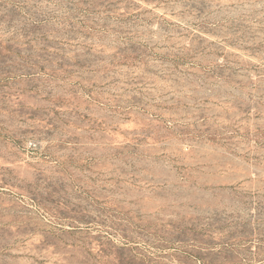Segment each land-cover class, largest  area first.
<instances>
[{
	"label": "rangeland",
	"instance_id": "obj_1",
	"mask_svg": "<svg viewBox=\"0 0 264 264\" xmlns=\"http://www.w3.org/2000/svg\"><path fill=\"white\" fill-rule=\"evenodd\" d=\"M0 264H264V0H0Z\"/></svg>",
	"mask_w": 264,
	"mask_h": 264
}]
</instances>
